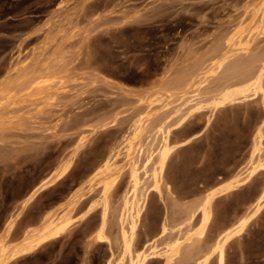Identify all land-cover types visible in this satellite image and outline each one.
<instances>
[{"label":"rangeland","instance_id":"1","mask_svg":"<svg viewBox=\"0 0 264 264\" xmlns=\"http://www.w3.org/2000/svg\"><path fill=\"white\" fill-rule=\"evenodd\" d=\"M263 164L264 0H0L2 264H264Z\"/></svg>","mask_w":264,"mask_h":264},{"label":"bare ground","instance_id":"2","mask_svg":"<svg viewBox=\"0 0 264 264\" xmlns=\"http://www.w3.org/2000/svg\"><path fill=\"white\" fill-rule=\"evenodd\" d=\"M24 60V59H23ZM21 62V61H20ZM23 62V61H22ZM26 62V61H25ZM241 62V61H240ZM237 64V63H236ZM235 64V65H236ZM17 65V64H16ZM24 66H26V65H24ZM198 71V70H197ZM197 71H193L194 73H196ZM188 72V71H187ZM193 72H189V74L190 73H193ZM185 74H187V73H185ZM185 74H183V75H185ZM188 74V75H189ZM180 76V78L182 79L181 81H183V77H185V76H188V75H185V76ZM195 74H193L192 76H194ZM189 77V76H188ZM187 77V78H188ZM190 77H191V75H190ZM46 80H43L42 78H38V76H37V78H34V80L29 84V86H33L34 88H39V87H41V86H44L45 84L47 85V83L49 82V79L50 78H46V77H44ZM179 78V77H178ZM178 78H177V80H175V81H178ZM179 78V79H180ZM186 79V78H185ZM184 79V80H185ZM181 81H178V82H180L181 83ZM189 81V80H188ZM179 83V85L181 86V84ZM182 83H184V81L182 82ZM187 83V82H186ZM177 84V83H176ZM175 84V86L177 87L178 86V88H180L179 87V85H176ZM48 87V86H47ZM181 87H185V85L184 84H182V86ZM30 88V87H29ZM42 88V87H41ZM178 88H175L176 90H179ZM180 90H181V88H180ZM231 96V95H230ZM223 97V96H222ZM224 97H226V96H224ZM229 98V97H228ZM221 99V98H220ZM210 100H211V98H210ZM213 100V99H212ZM222 100V99H221ZM215 101H216V99H215ZM218 101V100H217ZM220 101V100H219ZM210 102V101H209ZM226 102V101H225ZM219 105V104H218ZM216 106V105H215ZM261 135V134H260ZM259 135V136H260ZM258 136V137H259ZM263 136V135H262ZM261 138V137H260ZM263 140V139H262ZM262 140L260 139L259 140V142H257L256 144V149L257 150H261L262 151V145H263V143H262ZM256 141H258V140H256ZM163 153V152H162ZM168 154V153H167ZM162 156V154L159 156V157H161ZM165 158H166V154H164L163 156H162V160H165ZM160 159V161H161V158H159ZM163 162V161H162ZM261 162V161H260ZM262 163V162H261ZM101 165V164H100ZM102 165H103V163H102ZM162 165V164H161ZM264 165V164H263ZM262 165V166H263ZM104 166V165H103ZM105 166H106V164H105ZM108 166V165H107ZM259 166V165H258ZM101 166H99V168H100ZM257 168V167H256ZM105 169V168H104ZM98 170V169H97ZM95 172V171H94ZM100 174V173H99ZM137 190V189H136ZM137 192H138V190H137ZM216 194L215 193H213L211 196H209L206 200H205V202H204V209H208L209 207H211L210 206V204H211V202H212V200H213V197L215 196ZM206 211V212H205ZM204 212H205V214H203L204 215V217H203V221H202V227H201V230H200V232H199V235H202L203 233H204V229H205V227H206V225H207V223H208V220H209V214H208V212H207V210H204ZM203 212V213H204ZM210 213V212H209ZM202 217V216H201ZM202 219V218H201ZM191 225V224H190ZM188 230H189V226H188V228H187ZM186 229V230H187ZM186 230L184 231V232H186ZM194 231V230H193ZM192 231V232H193ZM181 232H183V230L181 231ZM184 232L182 233L183 234V238H185V234H184ZM189 233H191V232H189ZM189 233H188V235H189ZM55 233H54V231L52 230V229H50L48 226H46V227H44L43 228V233H42V235L37 239V240H34V242L36 243V244H39V243H41L42 241H44V240H47V239H49V238H51L53 235H54ZM180 234V233H179ZM181 236V235H180ZM179 236V238H177V236L175 237V238H177V240L176 241H178V239H180V238H182V236L180 237ZM186 236H187V232H186ZM195 236H197L196 234L194 235V237ZM193 237V238H194ZM192 238V239H193ZM197 238H199V236L197 237ZM196 238V239H197ZM201 238H203V236L202 237H200V239ZM191 239V240H192ZM195 239V238H194ZM193 239V240H194ZM196 239L194 240V241H191L192 243L194 242L195 243V241H196ZM32 241H33V239H31ZM181 240V239H180ZM179 240V241H180ZM183 240V239H182ZM175 241V242H176ZM174 242V241H173ZM185 242H186V239H185ZM184 242V243H185ZM199 241L197 240V243H198ZM179 243V242H178ZM181 243V242H180ZM191 243V244H192ZM193 243V244H194ZM187 244H189V246H191V248L194 246V248L193 249H195V244L193 245H190V241L187 243ZM172 245H174L173 246V248L171 249H169L170 251H171V253H170V259L171 258H176V257H178V258H180L181 256V254L180 253H182L183 251H184V249H185V247H184V249H183V246H182V249H183V251H181V246L179 245V244H176V243H172ZM183 245V244H182ZM184 245H186V243L184 244ZM187 247H186V251H185V254L187 255H184V253H182V256L184 255V256H186L187 257V259H188V263H189V260H193L194 258H195V254H197V253H195V254H193L194 252H195V250H194V252H193V250L191 251H189V250H187V248H188V245H186ZM199 246V245H198ZM223 247H224V239L223 238H220L219 240H218V242H217V244H216V246H215V249L216 250H218L219 251V253H220V257H219V260H220V262H222V260H223V256H222V254H223V251H224V249H223ZM190 248V247H189ZM190 248V249H191ZM205 249L204 248H202V251H204ZM197 252H199L198 251V249L196 250ZM201 251V250H200ZM144 252H146V251H144ZM192 252V253H191ZM202 253H207V254H209L208 253V251H206V252H201V254ZM3 254H4V251H3V248H0V264H2V259H3ZM198 255V254H197ZM203 255V254H202ZM169 256V255H168ZM180 256V257H179ZM184 256H183V258H184ZM147 255L145 254V253H141L140 255H138V258H137V260L136 261H134V259H133V262H132V264H143L144 262H146V259H147ZM196 258H199V257H197L196 256ZM201 258V257H200ZM199 258V259H200ZM202 258H204V256H202ZM201 258V259H202ZM169 259V258H168ZM200 259V260H201ZM196 259H194L192 262H194ZM199 260V261H200ZM205 260V259H204ZM198 261V262H199ZM196 262V261H195ZM194 262V263H195ZM198 262H196V264L198 263ZM193 263V264H194ZM203 262H202V260H201V264H202ZM199 264H200V262H199Z\"/></svg>","mask_w":264,"mask_h":264}]
</instances>
